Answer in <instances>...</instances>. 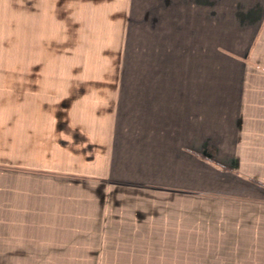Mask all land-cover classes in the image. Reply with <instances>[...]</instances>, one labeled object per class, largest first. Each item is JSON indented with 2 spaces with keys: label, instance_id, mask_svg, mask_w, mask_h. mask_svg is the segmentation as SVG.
<instances>
[{
  "label": "crops",
  "instance_id": "obj_1",
  "mask_svg": "<svg viewBox=\"0 0 264 264\" xmlns=\"http://www.w3.org/2000/svg\"><path fill=\"white\" fill-rule=\"evenodd\" d=\"M194 259L264 264V0H0V264Z\"/></svg>",
  "mask_w": 264,
  "mask_h": 264
},
{
  "label": "rangeland",
  "instance_id": "obj_2",
  "mask_svg": "<svg viewBox=\"0 0 264 264\" xmlns=\"http://www.w3.org/2000/svg\"><path fill=\"white\" fill-rule=\"evenodd\" d=\"M26 71L25 68H6V67H2V78H26ZM197 245L195 244V247ZM195 260V264H197L199 262H201L200 259H194Z\"/></svg>",
  "mask_w": 264,
  "mask_h": 264
}]
</instances>
